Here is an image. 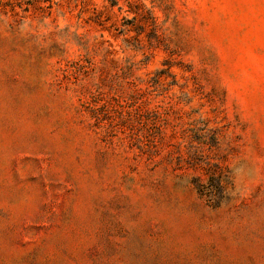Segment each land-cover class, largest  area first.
<instances>
[{
    "label": "rangeland",
    "instance_id": "obj_1",
    "mask_svg": "<svg viewBox=\"0 0 264 264\" xmlns=\"http://www.w3.org/2000/svg\"><path fill=\"white\" fill-rule=\"evenodd\" d=\"M0 264H264V0H0Z\"/></svg>",
    "mask_w": 264,
    "mask_h": 264
},
{
    "label": "trees",
    "instance_id": "obj_2",
    "mask_svg": "<svg viewBox=\"0 0 264 264\" xmlns=\"http://www.w3.org/2000/svg\"><path fill=\"white\" fill-rule=\"evenodd\" d=\"M210 177V181L206 183H201L198 178L196 183V189L200 195L208 198H211L213 196L214 198L216 192L219 191L220 194L223 192V185L221 184V179L216 173H213V175H210Z\"/></svg>",
    "mask_w": 264,
    "mask_h": 264
}]
</instances>
